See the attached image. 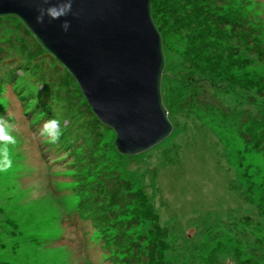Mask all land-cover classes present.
<instances>
[{
	"label": "rangeland",
	"instance_id": "1",
	"mask_svg": "<svg viewBox=\"0 0 264 264\" xmlns=\"http://www.w3.org/2000/svg\"><path fill=\"white\" fill-rule=\"evenodd\" d=\"M151 14L172 132L130 156L64 67L0 18V116L18 139L0 173V264H264V0H151ZM32 96L58 143L33 135Z\"/></svg>",
	"mask_w": 264,
	"mask_h": 264
},
{
	"label": "water",
	"instance_id": "2",
	"mask_svg": "<svg viewBox=\"0 0 264 264\" xmlns=\"http://www.w3.org/2000/svg\"><path fill=\"white\" fill-rule=\"evenodd\" d=\"M48 6L0 0V18L19 20L64 67L96 120L115 134L118 154H139L165 140L172 125L160 92L164 54L151 0H74L75 15L37 25L36 9ZM64 19L66 33L59 27Z\"/></svg>",
	"mask_w": 264,
	"mask_h": 264
},
{
	"label": "clouds",
	"instance_id": "3",
	"mask_svg": "<svg viewBox=\"0 0 264 264\" xmlns=\"http://www.w3.org/2000/svg\"><path fill=\"white\" fill-rule=\"evenodd\" d=\"M38 2L49 6L36 9L35 23L37 25L44 24L46 17L49 21H56L67 17L70 13L75 15L72 10L74 0H55L54 3L50 0H38ZM59 27L62 32L66 33L70 28V22L64 19ZM16 131V125L11 122L10 117L0 116V173H7L13 167V149L18 143L17 136L13 134ZM33 135H38L49 144L58 143L62 135L60 121L57 119L45 120L41 124L39 132Z\"/></svg>",
	"mask_w": 264,
	"mask_h": 264
},
{
	"label": "trees",
	"instance_id": "4",
	"mask_svg": "<svg viewBox=\"0 0 264 264\" xmlns=\"http://www.w3.org/2000/svg\"><path fill=\"white\" fill-rule=\"evenodd\" d=\"M153 3V2H152ZM1 85H2V83L0 84V87H1ZM15 89V88H14ZM22 91H23V89H22ZM21 91V92H22ZM17 96H18V94H16ZM22 96V95H21ZM20 96V97H21ZM19 96H18V98H20ZM32 97H35V96H32ZM37 97H35V101L38 103L37 105L36 104H34V103H31L30 104V102L28 103V104H26V106H25V108H26V114H28L31 110H32V112H35V111H37V115H38V120H39V122H40V120H47V116H46V114L45 113H47L48 115H49V112L47 111V110H49L50 109V103L49 102H47L46 100L44 101V102H42V101H40V99L39 98H37ZM28 99H31L30 97L28 98ZM22 101V100H21ZM23 102V101H22ZM24 103V102H23ZM25 104V103H24ZM30 105H33V107H29ZM36 105V106H35ZM44 105H45V107H44ZM41 106H43L42 108H41ZM40 109V110H39Z\"/></svg>",
	"mask_w": 264,
	"mask_h": 264
}]
</instances>
